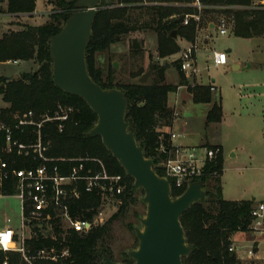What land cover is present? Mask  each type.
I'll list each match as a JSON object with an SVG mask.
<instances>
[{"label": "trees", "instance_id": "1", "mask_svg": "<svg viewBox=\"0 0 264 264\" xmlns=\"http://www.w3.org/2000/svg\"><path fill=\"white\" fill-rule=\"evenodd\" d=\"M76 1L53 0L61 9L54 12L49 21L40 25L24 23L19 29H10L0 36V62L32 60L39 64L36 71L26 72L17 79L0 76V94L8 103L7 107L2 108L5 111L32 109L37 114H41L45 111L54 112L59 104L74 108L70 120L64 122L62 129L59 121L48 122L43 128V133L50 140L46 155L61 166L63 174H67L75 164L74 159L89 156L100 158L110 173L126 176L125 190L110 197L118 205V210L103 223L95 220L108 199L82 189L80 198L71 203V212L76 218H85L93 222L92 228L87 233L65 230L61 223L55 224L52 230L43 231L40 226L33 223L34 235L27 238L24 243L27 253L53 245L59 250L68 246L70 256L62 258L56 264H103L104 253H109L113 257L110 246L114 237V224L117 221L126 224L131 207L138 201V197L134 179L127 175L119 161L108 151L101 137L87 135L97 122V114L83 98L66 93L53 81L50 39L60 31L64 22L75 10ZM192 1L184 0V2ZM199 1L204 6L202 10L204 21L210 12L216 11L229 18L232 31L238 37L253 38L264 33V0L260 1L261 8L253 7L256 0ZM143 2L144 0H117V4L123 5L104 2L94 20L92 39L86 58L88 71L96 82L105 88H121L127 93L129 105L126 119L130 123V129L134 131L145 155L154 158L156 163H162L168 154L160 150L161 145L165 149H169L172 145L170 132L162 131L163 127L171 126L174 119V111L168 106L169 93L177 90L181 85H189L195 102H211L213 85L190 84L189 79L180 70L179 59L174 62L180 73L179 83H170L166 78L168 68L166 59L181 50L177 38H173L171 34L176 30L177 36L181 35L188 41H194L197 36L195 23L184 25L183 14L198 12V9ZM36 4L37 0H7L6 7L1 6L0 12L33 13ZM144 29H152L157 40L158 60L151 61L148 67L152 69L151 79L147 83L138 82V78L145 72L141 68L133 74L137 79L128 83L116 82L117 69L113 63L106 69L98 66L95 60L96 53L109 50L114 43L120 42L123 36ZM141 44L137 38L132 40L131 49L135 54L141 52ZM161 59L165 61L162 63ZM222 118V104L215 102L207 114L206 123L220 122ZM29 133V131L25 133L17 131L15 135L27 142L35 137ZM4 156L11 160L10 155ZM41 163V160L32 161L20 157L15 165L28 167ZM223 164V153L207 163L205 174L200 178L206 182L207 198L193 203L181 217L187 243L192 246L190 254L183 257V264H243L237 253L230 251L229 247L234 234L248 231L253 219L251 211L256 202L252 199L227 200L223 197L221 182ZM157 171L165 175L163 166L158 167ZM184 191L185 188L173 187L172 195L177 197ZM3 192L5 195H13L15 187L7 184ZM211 205H215L216 210H213ZM128 225L134 231V228ZM52 234H56L57 239H54ZM124 256L125 264L134 263V260L127 256V252ZM5 260H8V264H29L21 252L0 250V264H4Z\"/></svg>", "mask_w": 264, "mask_h": 264}, {"label": "rangeland", "instance_id": "2", "mask_svg": "<svg viewBox=\"0 0 264 264\" xmlns=\"http://www.w3.org/2000/svg\"><path fill=\"white\" fill-rule=\"evenodd\" d=\"M260 1L256 0L253 7L261 8L259 6ZM112 3L116 5L117 0H113ZM37 9L40 13L32 16H15L13 20L38 25L40 22L49 21L51 15L61 8L53 0H45L44 2L38 0ZM219 15L220 12H210L205 21L209 19L216 20ZM1 18L3 16H0ZM4 25L5 22L0 20V36L5 31L10 30ZM203 26V29L196 36V40L199 41L202 47L209 50L231 49L228 52V64L225 66L214 65L212 62L207 63L204 60H201L198 64L200 72L197 81L198 83L211 82L216 86L217 90L214 91L213 99L222 104L224 118L222 123L205 125L202 107L194 105L192 101L189 102L184 108V116L188 119L187 130L190 134L180 139L177 138L176 142H183L182 139H184L185 144L196 145L201 143L202 138H204V142L208 146H214V143L217 142L222 143L225 147L226 159L225 164H223L225 172L221 179L223 188H225L223 197L252 199L258 204L264 201V121L260 120V122L256 119L251 121L247 117L244 119V124L250 119L251 125L246 124V127L244 126L242 129L243 119L236 116V114L242 110L244 114L247 109L256 110L264 105V33L253 38H243L236 36L232 31L226 35H218L215 30L208 28L207 24ZM134 38L142 43V50L138 54H135L131 49ZM176 40L181 48L189 44V41L181 35L177 36ZM156 43V34L152 29L138 30L123 36V39L118 43H114L111 49L97 52L95 60L98 66L105 69L114 61H119L115 81L128 83L137 79L133 76L134 73H137L141 68L146 72L149 69V63L158 60ZM201 55L207 56L208 51L207 53L202 52ZM179 56L180 51L166 59L167 62L173 63L166 71V78L170 83H179L180 73L174 64ZM160 61L163 63L165 59ZM233 63H239L240 68H235L232 65ZM38 68L39 64L32 60L0 62V76L22 75L26 72H34ZM151 77L152 74L149 80ZM217 92L220 93L219 96L216 95ZM7 106L8 103L4 101L3 95L0 94V107ZM232 151L238 155L231 158ZM136 195L138 201L131 207L126 224L122 221H117L114 224V237L111 240L110 247L114 259L121 263L125 262L124 253L136 248L138 245L135 232L128 224L132 227H142L140 217L146 213V204L141 200L144 191L141 188L137 189ZM211 206L213 210H216L215 205ZM117 210L118 205L109 198L95 221L103 223ZM21 217L20 200L15 195L0 196V229L6 226L14 229L21 228ZM31 226L32 224L28 225V235L31 233V228L33 229ZM239 233H243L245 237H235L237 246L249 244L255 239H262L258 243V255L264 256V234L261 235L253 231ZM32 235H34L33 232ZM239 254L244 259L242 260L243 264H264V258L255 262L245 259L247 256L246 250L241 249Z\"/></svg>", "mask_w": 264, "mask_h": 264}, {"label": "built area", "instance_id": "3", "mask_svg": "<svg viewBox=\"0 0 264 264\" xmlns=\"http://www.w3.org/2000/svg\"><path fill=\"white\" fill-rule=\"evenodd\" d=\"M144 4L197 8L198 12L183 14V24L189 25L194 22L197 33L203 29L204 24H207L208 28L213 25L218 35H226L231 31L232 24L223 14L219 15L216 21L205 22L202 19L204 6L199 0L192 2H184V0L144 1ZM202 52L206 50L196 38L181 48L180 70L187 78H193L200 72L198 64ZM207 57V63L212 62L218 66L228 64L226 50L213 49ZM195 84L192 83L193 86ZM73 111V107L62 104H59L54 112L45 111L41 114H37L32 109L11 112L0 107V195H5L3 192L5 185L12 184L15 187L13 195L20 200L23 225L35 223L43 231H48L52 230L55 224L61 223L65 230L87 233L92 228L93 222L85 218H76L71 212V203L80 198L82 189L109 199L121 194L127 186L126 176L110 173L100 158L87 156L74 159L75 164L67 174H63L61 166L46 155L50 140L43 133L44 125L48 122L59 121L60 129H62L64 122L70 120ZM17 131L22 133L29 131L35 137L25 142L16 137L15 132ZM170 134L171 147L165 149L161 145L160 148L162 152L168 154L162 162L164 176L170 180L172 188H185L186 190L193 181L205 174L207 163L222 153V147L219 145L212 147L183 145L174 142L178 134L175 132H170ZM5 154L10 155L11 160L6 158ZM20 157L32 161L41 160L42 163L37 166L17 167L15 163ZM251 215L253 219L248 231L263 235L264 201L253 207ZM52 237L57 239L56 234H52ZM25 240L23 233H18L10 226L0 229V250L21 252L29 264H56L62 258L70 256L68 246L59 250L56 245L27 253L24 246ZM258 243L257 240L242 246L231 243L229 249L235 251L237 255L241 249L246 250L245 259L255 261L259 259ZM4 264H8V260H5Z\"/></svg>", "mask_w": 264, "mask_h": 264}, {"label": "water", "instance_id": "4", "mask_svg": "<svg viewBox=\"0 0 264 264\" xmlns=\"http://www.w3.org/2000/svg\"><path fill=\"white\" fill-rule=\"evenodd\" d=\"M112 1L75 2V10L50 39L53 81L66 93L83 98L93 109L98 119L87 135L100 136L108 151L134 179V187L144 190L141 200L146 204V213L140 217L142 227H133L138 245L128 250L127 256L134 260L133 264H183V257L190 254L192 246L187 243L181 217L193 203L207 198L206 182L195 180L180 196L173 197L170 180L157 171L162 163L145 155L130 129L126 119L127 93L118 87L105 88L91 77L86 56L94 20L102 4ZM171 35L176 38L177 31ZM113 65L119 69V61H114ZM151 74L152 69H148L138 82L147 83ZM19 77L14 74L7 78ZM103 264L124 263L104 253Z\"/></svg>", "mask_w": 264, "mask_h": 264}, {"label": "crops", "instance_id": "5", "mask_svg": "<svg viewBox=\"0 0 264 264\" xmlns=\"http://www.w3.org/2000/svg\"><path fill=\"white\" fill-rule=\"evenodd\" d=\"M44 1L45 0H43V2ZM144 1H148V2H158V1H149V0H144ZM37 2H38V0H37ZM0 4H1V6L3 8H5L6 7V4H7V0H1V3ZM37 13H40V11L37 9V4H36V10L33 13L12 14V13H8V12H0V16H3V18H1L0 20L3 21V22H5V25H4L5 27H7L9 29L16 30V29H19L21 27L20 25L21 24H24V23H21L19 21H14L13 18H15V16L16 17L19 16V15L32 16V15L37 14ZM217 18H216V20H217ZM216 20L209 19L207 21H216ZM207 21H205V22H207ZM44 22H40L39 24H43ZM210 29L215 30V29H213V25L210 26ZM231 31H232V27H231ZM189 42H191V41H189ZM205 50H206V53L208 51V54H209L210 51H212V50H209L208 48H205ZM226 51L229 52V51H231V49L228 48ZM207 56L206 55L205 56L204 55L203 56L200 55L199 56V63L201 62V60H204L206 62V60L208 58ZM170 63H169V66L168 67L171 66ZM232 65L234 67L237 66L238 68H240V66H241L239 63H233ZM197 76L198 75H196L195 77L190 78V79L188 78L189 81H190V84H192V83L205 84V85L211 84L215 88V89L212 90L213 91V96H214V94H215L214 91L217 90L216 86L213 83H211V82L198 83ZM179 80H180V77H179ZM214 81L215 80L213 79V82ZM216 95L219 96L220 93L217 92ZM191 101H192V103L194 105L201 106L202 107V111L204 113L203 117H204V120H205L204 123H205V125H207V123H206L207 114L212 109L214 103L217 102L216 99H212L211 102H200V103H197V102H195L193 100V93L190 91L189 85H181V86L178 87L177 90L172 91V92L169 93L168 106L174 111V119H173L172 125L171 126H165V127H163L162 128V131H165V132H175L176 134H178V137L177 138H179V139L182 138V137H185L187 134H190V132H188V130H187V126H188L189 123H188L187 117L184 116V108ZM238 112L239 113H237L236 116H238L241 119H243L242 129L244 128V126L246 127V124L251 125V121H253V119H256L258 121H260V120L261 121H264V105L258 107L256 110L247 109L246 111H244V114H243V110L241 112L240 111H238ZM242 116H244V117H242ZM247 117L250 118L251 121H249L250 119H248V121L244 124V119L247 118ZM223 118H224V114H223ZM223 118H222V120L220 122H213V123H222L223 122ZM182 141L183 142H180L179 144L190 145V146H200V145L208 146L206 144V142H204L205 141L204 138H202V140H201L202 142L201 143L196 144V145L185 144L184 143V139H182ZM174 142L177 143L176 140H174ZM215 144L222 147V153H223L224 164H225V161H226V159H225V147H224V145L222 143H218L217 142V143H214V145ZM237 155L238 154L236 152L232 151L230 156L232 158V157H236ZM224 172H225V168H224V165H223V173H222L221 179H222V177L224 175ZM224 192H225V188H223V185H222V193H223V196H224ZM0 196H4V195H0ZM225 199H227V200H242V199H246V198H225ZM254 199H256V198H254ZM21 215H22V210H21ZM21 222H22L21 228H16L15 230L18 233H21V234L23 233L25 239L30 238L32 236V232L33 231H32V228H31V233H30V235H28L27 234V231H28L27 229H28V225H30L32 223H27V224L23 225V217H21ZM236 236L237 237L240 236L241 238L242 237L243 238L245 237V236H243V233H239L238 232V233L234 234L232 236V243H234V244L236 243V239H235ZM240 237H238V238H240ZM255 240H257L258 242H261L262 241V239L261 240L260 239H255ZM238 257H239L240 260H243L242 257L240 256V254L238 255ZM258 257H259L258 260H261L262 258H264V256H259V255H258ZM258 260H255V261H258ZM255 264H257V263H255Z\"/></svg>", "mask_w": 264, "mask_h": 264}]
</instances>
